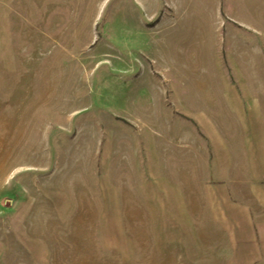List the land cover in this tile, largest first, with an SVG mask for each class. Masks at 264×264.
Returning a JSON list of instances; mask_svg holds the SVG:
<instances>
[{
	"label": "rangeland",
	"instance_id": "obj_1",
	"mask_svg": "<svg viewBox=\"0 0 264 264\" xmlns=\"http://www.w3.org/2000/svg\"><path fill=\"white\" fill-rule=\"evenodd\" d=\"M241 106L264 0H0V264H264L209 134Z\"/></svg>",
	"mask_w": 264,
	"mask_h": 264
},
{
	"label": "crops",
	"instance_id": "obj_2",
	"mask_svg": "<svg viewBox=\"0 0 264 264\" xmlns=\"http://www.w3.org/2000/svg\"><path fill=\"white\" fill-rule=\"evenodd\" d=\"M221 99L226 102L229 98ZM245 108L239 107L236 116L219 117L218 127L209 128V134L219 143L222 157L219 164L226 166L220 171L227 173L222 181L229 182V187L235 192L242 189L245 194L242 199L239 195L241 190L235 193L238 196L236 204H258L264 209V109L251 107L250 112ZM222 112L223 108L219 114Z\"/></svg>",
	"mask_w": 264,
	"mask_h": 264
}]
</instances>
